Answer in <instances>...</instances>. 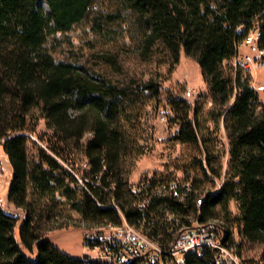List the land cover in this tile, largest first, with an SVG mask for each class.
I'll return each mask as SVG.
<instances>
[{
  "label": "trees",
  "instance_id": "1",
  "mask_svg": "<svg viewBox=\"0 0 264 264\" xmlns=\"http://www.w3.org/2000/svg\"><path fill=\"white\" fill-rule=\"evenodd\" d=\"M95 1L0 0V140L13 172L9 201L26 213L18 238L19 217L0 204V264H105L71 257L47 233L82 224L86 229L119 225L116 205L133 225L146 219L145 227L154 233L163 231L162 205L183 217L200 212L201 222L215 221L229 236L237 231L242 251L261 246L256 261L264 264V101L249 70L224 67L255 29L264 48V0H118L145 25L140 57L148 60L162 49L175 63L183 52L198 62L210 88L215 130L224 117L228 141L225 171L211 163L218 154L204 150V176L223 180L218 190H207L203 180L179 178L193 181L196 196L185 203L156 197L146 217L127 177L136 144L130 125L137 89L54 52L57 36L82 22ZM100 59L119 69L116 54ZM143 87L158 99L159 109L162 83L150 79ZM167 103L174 111L169 122L177 127L170 141L206 146L201 102L171 97ZM196 197L204 198L200 208Z\"/></svg>",
  "mask_w": 264,
  "mask_h": 264
},
{
  "label": "rangeland",
  "instance_id": "2",
  "mask_svg": "<svg viewBox=\"0 0 264 264\" xmlns=\"http://www.w3.org/2000/svg\"><path fill=\"white\" fill-rule=\"evenodd\" d=\"M40 4L49 11L44 2ZM145 35V25L140 17L124 4L118 0H96L82 22L67 33L57 36L54 52L58 59L70 58L101 69L137 89L140 98L133 106L135 119L130 125L136 144L132 146L127 165V177L131 182H139L145 178H192L205 181L207 190H218L223 180L209 181V178L204 176L202 164L207 165L204 150L208 148L211 154H218L212 158L211 163L215 168L223 165L225 171L228 163V141L224 117L221 120V129L215 130V123L212 122L214 105L202 70L198 62L184 52L177 63L162 49H157L148 60L143 59L140 57V51ZM110 53L119 57L120 65L117 70L100 63V58ZM246 54L253 53L251 47L244 43L240 47L238 57L242 59ZM235 65L234 58L232 62H226L224 67L230 70ZM249 71L252 74V85L264 101V64L252 66ZM150 79L162 83V103L157 110L155 105L158 99L143 87ZM171 97L184 98L192 105L201 102L202 130L203 136L206 137V146L170 141V136L177 128L169 122V118L174 114L172 107L167 103ZM44 128L42 123L40 129ZM83 165L86 168V162ZM12 180V168L4 153L3 141L0 140V204L6 212L19 217L16 227V236L19 238L26 213L9 201ZM231 209L234 213L237 212L233 203ZM79 219L76 215V220ZM219 219L222 217L219 216ZM96 230L100 229H86L82 224L50 231L47 237L64 253L82 259L86 254H96L84 245L85 234ZM261 250L262 247L258 245L245 247L243 255L250 261H256Z\"/></svg>",
  "mask_w": 264,
  "mask_h": 264
},
{
  "label": "built area",
  "instance_id": "3",
  "mask_svg": "<svg viewBox=\"0 0 264 264\" xmlns=\"http://www.w3.org/2000/svg\"><path fill=\"white\" fill-rule=\"evenodd\" d=\"M260 37L259 29L251 32L244 43L251 47L253 54H246L242 59L238 54L235 57L236 65L250 70L252 66L264 64V48L260 46ZM132 192L140 199L136 206L142 210L144 217L156 197H171L185 203L190 196H196L193 181L187 179L161 182L140 180L132 184ZM203 200V197L195 198L198 208ZM115 207L121 214L122 223L85 234V247L96 252L95 256L86 254V260L105 264H190L191 260L203 264H260L243 255L237 231H232V236H229L216 225L217 222H201L200 212H190L183 217L169 206L162 205L158 212L163 214L159 220L163 231L154 233L151 228L145 227L148 222L146 219L141 225H133L122 209L117 205ZM151 222L156 223L154 217Z\"/></svg>",
  "mask_w": 264,
  "mask_h": 264
}]
</instances>
